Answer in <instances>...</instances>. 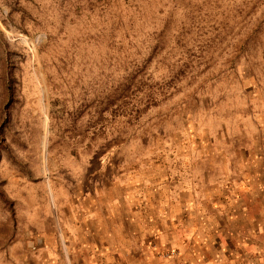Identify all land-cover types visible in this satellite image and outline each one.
<instances>
[{"label":"rangeland","instance_id":"374dc122","mask_svg":"<svg viewBox=\"0 0 264 264\" xmlns=\"http://www.w3.org/2000/svg\"><path fill=\"white\" fill-rule=\"evenodd\" d=\"M182 191L264 264V0H0V264L120 262Z\"/></svg>","mask_w":264,"mask_h":264},{"label":"crops","instance_id":"0c3cea01","mask_svg":"<svg viewBox=\"0 0 264 264\" xmlns=\"http://www.w3.org/2000/svg\"><path fill=\"white\" fill-rule=\"evenodd\" d=\"M185 193H175L174 199L167 200V205L161 202L162 199L154 200L153 206L155 204L157 209L151 214L129 220L138 226L132 231L121 232V243L116 246L107 245L105 248L109 254L113 252L123 255L122 260L117 262L108 258L111 263L107 264H220L225 261L224 252L223 257L218 258L220 251L217 243L211 240L210 231L206 229L210 228L208 223L202 228L184 225L189 217L185 216L183 210L186 212L192 203L188 197L182 199ZM163 203L173 210H160ZM206 221L210 223L209 219ZM218 244L223 247L224 243L219 241Z\"/></svg>","mask_w":264,"mask_h":264}]
</instances>
